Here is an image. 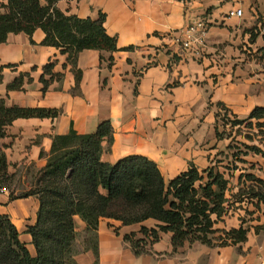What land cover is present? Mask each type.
<instances>
[{
	"label": "crops",
	"instance_id": "0c3cea01",
	"mask_svg": "<svg viewBox=\"0 0 264 264\" xmlns=\"http://www.w3.org/2000/svg\"><path fill=\"white\" fill-rule=\"evenodd\" d=\"M57 7L80 19L97 20L104 14L106 31L117 39L119 51L81 52L77 60L81 79L77 81L68 56L43 44L46 34L41 29L32 39L24 33L11 34L0 44V99L9 107L62 112L56 119H19L6 129L0 144L9 175L24 183L31 176L29 170L35 174L46 166L41 152H50L53 136L68 134L71 129L93 134L105 121L113 126L114 141L111 146L104 143L103 162L116 164L125 157L143 156L155 162L169 182L188 171L191 164L200 171L208 169L226 151L229 141L219 139L216 131L217 116L222 113L219 104L229 110V116L241 120L256 108H264V0H63ZM237 9L243 11L242 17H229V12ZM201 20L208 24L204 42L182 49L178 41L185 38L191 24ZM53 62L54 71L64 78L43 93L40 78L44 67ZM21 74H30L33 83H26L25 91H9L8 86ZM258 138L261 141L255 144L264 150V137ZM242 158L245 163L237 162V171H251L264 180V157L250 153ZM238 179L239 175L233 178L234 193ZM1 188L0 216L10 217L21 241L35 256L32 237L26 232L36 224L39 200H15L14 192H2ZM243 215L241 210L233 211L216 228L238 229ZM75 224L84 239L86 224L79 217ZM156 225L149 220L123 226L103 219L98 231V260L93 251L83 252V242H77L80 253L76 261L264 264V234L255 231L264 226V216L248 222L247 242L238 246L210 248L195 243L174 253L172 235L162 234L160 242L147 247L150 254L136 256L124 236L137 234L140 239L143 226L151 229Z\"/></svg>",
	"mask_w": 264,
	"mask_h": 264
},
{
	"label": "trees",
	"instance_id": "16d2710c",
	"mask_svg": "<svg viewBox=\"0 0 264 264\" xmlns=\"http://www.w3.org/2000/svg\"><path fill=\"white\" fill-rule=\"evenodd\" d=\"M60 1L63 0H0V44H5L11 34L24 33L32 39L41 29L46 34L43 44L67 55L80 81L79 54L85 50L113 54L119 51L117 39L108 35L104 14L101 13L97 20L80 19L58 9ZM110 63H113L112 57ZM55 66L53 62L43 69L40 78L43 93L55 81L61 82L64 78L54 71ZM2 82L0 77V85ZM26 83H33V78L30 74H21L8 90L25 91ZM219 106L222 113L217 116V137H230L225 130L230 124L233 133L243 135L245 141L233 153V167L227 166L222 172L221 162L217 161L200 171L191 164L188 171L169 182L158 165L143 156L125 157L116 164L102 161L104 143L111 146L114 141L110 121L102 122L93 134H79L71 129L68 134L53 136L50 152H41L46 166L33 174L27 190L20 195L12 194L15 200L30 197L39 200L36 224L26 232L32 237L36 255L32 256L21 241L20 232L10 217L0 216V264H78L76 217L86 224L83 252L93 251L97 260L98 231L103 219L121 222L123 226L149 220L157 222L155 228L143 226L140 239L137 234L124 236L136 256L150 254L147 247L160 242L162 234L172 235L174 253L187 244L224 248L247 242L248 222L259 221L264 216V180L255 174L243 173L238 179V191L234 193L230 178L232 171L238 169L236 163H245L242 157L250 153L264 157L261 148L247 144L264 137V108H256L247 119L241 120L229 116L223 104ZM61 113L57 109L9 107L5 99H0V141L16 120L56 119ZM12 178L0 144V186L8 189L7 183ZM249 206L254 210L250 211ZM237 210L245 212L238 229L216 228ZM255 231L264 234V226L256 227ZM116 233L119 234L118 230Z\"/></svg>",
	"mask_w": 264,
	"mask_h": 264
},
{
	"label": "rangeland",
	"instance_id": "374dc122",
	"mask_svg": "<svg viewBox=\"0 0 264 264\" xmlns=\"http://www.w3.org/2000/svg\"><path fill=\"white\" fill-rule=\"evenodd\" d=\"M225 130H226V132L228 134H230V137H225L229 141L228 142V147L226 148V151L223 152L219 156V158L216 160V161H220L221 162L222 165H220V167L222 169L221 170L222 172L225 171V168L227 166H232L233 165V153L237 152V150H236L237 147L241 148V145H240L241 142H245L244 139H243V135L242 136H236V133L235 132L233 133V129H232L230 124L226 125ZM256 141H261V140L259 138H257ZM255 142L254 143H249V145H256V146H258L260 148V146L257 143L255 144ZM242 150L244 151V149H242ZM254 164H256V163H253V165ZM235 166H237V165H235ZM253 167L254 166H252L251 169H253ZM29 173L31 174V176H29L27 178V180H25V183L23 182V180L21 178H17V177H14L11 180H9L8 183H7L8 189H10L12 192L16 193V195H20L24 190H27L29 188V186H30L31 179H32V176L34 174V173H31L30 170H29ZM245 173L253 174L251 171L244 172V174ZM241 174H243V173H239V171H237V170L232 171V173H231L232 177L230 178L232 190L235 189V185L233 183V178L236 179V176L237 175L240 176ZM236 186H238V185H236ZM3 188H5V187H3ZM243 214H244L243 215V217H244L245 216V212L244 211H243ZM83 240L84 239H82L81 237L78 238V242H83Z\"/></svg>",
	"mask_w": 264,
	"mask_h": 264
},
{
	"label": "built area",
	"instance_id": "2783aa9c",
	"mask_svg": "<svg viewBox=\"0 0 264 264\" xmlns=\"http://www.w3.org/2000/svg\"><path fill=\"white\" fill-rule=\"evenodd\" d=\"M243 11L241 9H237L229 12V17H242ZM208 32V24L205 20L197 21L190 25V27L185 32V38L179 40L181 48L184 50H190L194 46L195 43L202 44L204 42V37ZM2 192H8V189L1 188Z\"/></svg>",
	"mask_w": 264,
	"mask_h": 264
}]
</instances>
